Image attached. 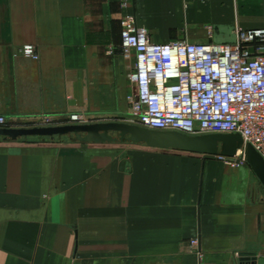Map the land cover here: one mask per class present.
Listing matches in <instances>:
<instances>
[{
	"label": "crops",
	"instance_id": "1",
	"mask_svg": "<svg viewBox=\"0 0 264 264\" xmlns=\"http://www.w3.org/2000/svg\"><path fill=\"white\" fill-rule=\"evenodd\" d=\"M126 13L159 44H233L238 29H264V0H135L130 11L121 0H0V116L13 128L45 115L124 116L135 65L119 51ZM28 44L38 61L21 55ZM50 143L0 139V264L264 258V188L252 169L143 146Z\"/></svg>",
	"mask_w": 264,
	"mask_h": 264
},
{
	"label": "built area",
	"instance_id": "2",
	"mask_svg": "<svg viewBox=\"0 0 264 264\" xmlns=\"http://www.w3.org/2000/svg\"><path fill=\"white\" fill-rule=\"evenodd\" d=\"M134 1L121 0L123 9L129 11ZM121 27L119 51L135 57L128 73L133 94L126 123L189 135L240 134L264 159V29H238L233 44H159L132 14L126 13ZM20 53L40 59L34 45ZM66 124H84L83 116L72 115L64 124L45 116L35 127ZM0 128L13 127L0 116ZM218 158L232 167L246 163L242 150Z\"/></svg>",
	"mask_w": 264,
	"mask_h": 264
},
{
	"label": "water",
	"instance_id": "3",
	"mask_svg": "<svg viewBox=\"0 0 264 264\" xmlns=\"http://www.w3.org/2000/svg\"><path fill=\"white\" fill-rule=\"evenodd\" d=\"M73 136L87 145L131 144L156 150H171L214 157H236L243 151L245 161L264 188V159L240 134L189 135L179 131L152 130L126 122L66 124L50 127L0 128V138L17 142L21 139H55ZM239 264H264L257 252L238 254Z\"/></svg>",
	"mask_w": 264,
	"mask_h": 264
},
{
	"label": "rangeland",
	"instance_id": "4",
	"mask_svg": "<svg viewBox=\"0 0 264 264\" xmlns=\"http://www.w3.org/2000/svg\"><path fill=\"white\" fill-rule=\"evenodd\" d=\"M131 8H130V10H131ZM187 31H188V28L185 26L184 28L182 27L181 29H174L173 33L177 32L178 33V37H179L180 35H184ZM206 31H207L208 37L212 38L213 33H214L213 30L207 28ZM220 31H222V30H220ZM173 37H177V35H175ZM173 41H176V40H173ZM109 54L113 55L114 54V50L111 49L109 51ZM132 94H133L132 87L130 85L129 96L127 98V102H128V105H127V108H126L127 113H125L124 116H122V115L121 116L120 115H118V116L110 115V116L93 117V119H91V118H88L85 115H82L83 119H84V123H89L91 120L92 121H98V122H95V123H101V122H125V120L128 117V111L130 112V98H131ZM45 116L51 117L54 120L55 124H56L57 121L59 123H60V121H62V123H60V124L68 123V122L71 121V117H72V116H65V117H62L61 120H58V119L54 118V116H51V115H45ZM43 118H41L40 120H42ZM50 144H52L53 146L55 145V147L56 146L57 147L58 146H60V147L80 146V145L76 144V141L74 140L73 136L64 137V138H56V140L54 142H51ZM131 146L137 147L135 145L125 144V145L106 146L105 148H109V149H111V148H113V149H129V148H131ZM234 168H237V167H234ZM241 168L243 170H245L246 172H248V170L252 169L247 162L245 164H243L241 166ZM263 206H264V203H263Z\"/></svg>",
	"mask_w": 264,
	"mask_h": 264
},
{
	"label": "trees",
	"instance_id": "5",
	"mask_svg": "<svg viewBox=\"0 0 264 264\" xmlns=\"http://www.w3.org/2000/svg\"><path fill=\"white\" fill-rule=\"evenodd\" d=\"M0 139H2V138H0ZM34 140H41V141H48V142H52V141H55L56 140V138L55 139H46V138H37V139H34ZM76 144H80L79 142H76ZM112 145H125V144H104V145H95V146H112ZM135 146H137V145H135Z\"/></svg>",
	"mask_w": 264,
	"mask_h": 264
}]
</instances>
